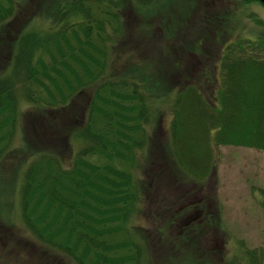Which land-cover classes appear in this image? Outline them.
Segmentation results:
<instances>
[{
    "label": "trees",
    "instance_id": "obj_1",
    "mask_svg": "<svg viewBox=\"0 0 264 264\" xmlns=\"http://www.w3.org/2000/svg\"><path fill=\"white\" fill-rule=\"evenodd\" d=\"M29 2L0 0V27ZM253 2L259 1L243 0ZM200 3L195 9L200 10ZM131 8L139 18L140 38L148 31L154 35L152 19L162 18L168 46L161 48L160 62H141L122 52ZM188 11L182 0H44L12 41L0 68V171L11 154L22 106L29 105L31 119L37 115L44 142L39 141L41 146L8 180V187H0V200L8 199L19 184L22 222L46 251L74 264L144 263L145 242L130 223L144 188L137 171L162 104L171 115L163 134V186L167 176L185 184L208 183L220 147L264 152V39L232 41L225 34L233 18L217 15L210 28L201 14L195 22L202 33L188 44L176 37L180 29L194 31L181 19ZM205 42L208 57L200 56H214L213 73L205 71L200 82L181 84L191 77L189 58ZM206 84L213 86L211 92L205 91ZM89 91L83 118L74 117L72 126L60 121L65 109ZM4 177L0 173V186ZM203 202L195 204L202 211L185 217L186 225L177 229L178 213L158 228L164 248L179 251V245L189 242L190 231L221 229L219 207L212 212L203 209ZM173 230L180 232L169 235ZM193 247L201 250L199 264H213L204 258L203 246ZM192 259L182 264H195ZM263 261V250L248 249L241 259L224 264Z\"/></svg>",
    "mask_w": 264,
    "mask_h": 264
},
{
    "label": "rangeland",
    "instance_id": "obj_2",
    "mask_svg": "<svg viewBox=\"0 0 264 264\" xmlns=\"http://www.w3.org/2000/svg\"><path fill=\"white\" fill-rule=\"evenodd\" d=\"M182 1L189 7V11L181 19L189 23V26L192 25V28L187 29L194 31L188 32L185 28L180 29L176 37L183 39L188 44L197 41L202 33L200 32L202 26L197 27L198 24H196L199 22L201 14L207 21V24H203L210 28L213 27L211 23L215 24L217 15L225 19L233 18L235 22H228L231 23V26L225 24V27L227 25L226 31L229 33V35L226 33L225 36L232 41L239 38L264 39V6L259 0L260 3L253 2L251 4H244L243 0ZM200 2H202L200 10L197 7L195 9V5L201 4ZM43 4L44 0H30L28 8L20 10L8 24L0 27V68L7 59L16 35L22 31L34 12L38 11ZM126 16L129 21V31L125 35V41H120L124 46L122 52L131 53L134 59H139L141 62L149 59L157 62H160V59L163 60L161 48H167L168 41L164 39L162 18L152 19L154 35L148 31L144 38H140L136 36L139 18L135 14L134 8L128 10ZM232 25L235 27L234 29H232ZM203 29L207 30L205 26ZM178 39L175 44H180ZM213 42L217 43L216 49L220 50V44L214 40ZM206 44V42L203 43L202 47L196 50L197 53L194 51L189 58L188 72L191 77L189 80H183L181 84L190 80H203L202 75L205 71L211 70V74L213 73L214 56L204 58L208 57L210 49V46ZM200 54L205 56H200ZM217 78L218 69L216 80ZM212 89L213 86L206 84L205 91L211 92ZM90 96L91 91L77 97L65 109L60 121H65L66 124L70 123L72 126V122L75 121L74 117L81 120ZM27 107L29 105H24L21 108L22 115L16 138L10 149L12 151L10 155L8 154L6 168L0 171L5 176L3 180L5 183L1 182L0 186L3 188L8 187L10 178L21 172L30 158L29 155L34 150L36 151L38 146H41L39 141H43L41 129L35 120L37 115L31 119V115L26 112ZM159 108V115L149 127V149L141 157L140 167L137 171V177L144 188L141 201L130 223L137 238L144 240L146 245L147 256L143 264H182L183 259L187 260L191 257L195 264H199L200 259L203 258L198 255L201 250H195L193 244H198L200 248L203 246L206 256L204 258L211 260L213 264L216 262L224 264L232 259H241L248 249L264 251V195L261 193V190H264V152L241 147H220L217 151L215 173L208 183L200 185L202 189L194 182L180 183L171 176H167L166 185L163 186V134L168 131L171 115L163 104ZM49 117L50 120H53L52 116ZM33 121L36 122V125L33 124ZM48 121L44 119L43 123L47 125ZM32 126L35 131L30 129ZM53 143L54 146H57V140H54ZM21 167L23 168L21 169ZM18 186L19 184L13 192L9 191L8 199L0 200V264H74L53 251H46L25 227L20 215ZM202 201H204L203 209L214 212V207H219L221 229L216 230L212 226L203 234L199 231H190L187 236L189 242L179 245V251H176L174 247L164 248L158 228L163 227L165 220H172L173 216L178 213L180 214L175 217L177 229L179 224L186 225L188 222L185 224V217L190 216L193 211H200L201 209L199 210L195 204ZM201 213L200 215H202ZM192 222L193 220L189 222V225ZM178 232L180 231L173 230L168 234Z\"/></svg>",
    "mask_w": 264,
    "mask_h": 264
},
{
    "label": "water",
    "instance_id": "obj_3",
    "mask_svg": "<svg viewBox=\"0 0 264 264\" xmlns=\"http://www.w3.org/2000/svg\"><path fill=\"white\" fill-rule=\"evenodd\" d=\"M262 4H263V6H264V0H259Z\"/></svg>",
    "mask_w": 264,
    "mask_h": 264
}]
</instances>
